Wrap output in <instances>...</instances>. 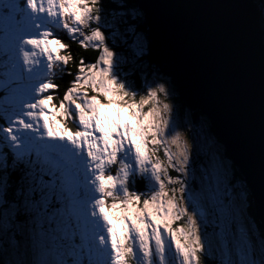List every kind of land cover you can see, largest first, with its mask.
Instances as JSON below:
<instances>
[{"label":"snow or ice","instance_id":"obj_1","mask_svg":"<svg viewBox=\"0 0 264 264\" xmlns=\"http://www.w3.org/2000/svg\"><path fill=\"white\" fill-rule=\"evenodd\" d=\"M167 7L0 0V264H264L251 186L174 74L242 149L253 141L245 6L224 4V19L207 27L157 18ZM258 19L264 213V5ZM61 33L95 60L74 56Z\"/></svg>","mask_w":264,"mask_h":264},{"label":"water","instance_id":"obj_2","mask_svg":"<svg viewBox=\"0 0 264 264\" xmlns=\"http://www.w3.org/2000/svg\"><path fill=\"white\" fill-rule=\"evenodd\" d=\"M153 3L167 5V8H157L156 17L164 15L184 20L190 24H199L205 27L221 22L227 9L223 7L226 3H240L245 6L243 14L252 25V34L245 57L247 71V94L251 110L252 137L245 148H241L238 141L225 129L222 115L214 106L207 103L205 98L194 88L192 82L182 70H178L176 78L181 86L183 99L194 108L203 107L207 109L215 128L227 145V155L236 161V169L239 171L243 181L248 183L251 191L252 210L255 224L260 230H264V213L261 211L260 198V101H261V48L259 43V19L255 0H140L139 3ZM147 33L154 39L158 33L155 20L144 22ZM155 59L158 58L154 57Z\"/></svg>","mask_w":264,"mask_h":264},{"label":"trees","instance_id":"obj_3","mask_svg":"<svg viewBox=\"0 0 264 264\" xmlns=\"http://www.w3.org/2000/svg\"><path fill=\"white\" fill-rule=\"evenodd\" d=\"M140 0H127V2H130V3H139ZM256 3L259 7H261V5H264V0H256ZM142 27L144 28V31L147 32V28L145 26V24L143 23ZM61 35L64 37L65 39V42L69 43L70 44V51L72 52V54L74 56H76L77 58L79 57H83L86 61H94L96 56H97V53L95 51H93L92 49H89L87 51H84L82 49H79L78 46L76 44H72L71 41L68 40L67 38V35L64 34V33H61ZM154 58V57H153ZM155 59V58H154ZM68 70L69 71H72V72H75V63L74 62H70L69 65H68ZM71 77H65V83H62L61 84V87H60V92L59 93H53L54 96H56V100L54 101V103L58 104L59 103V99H60V96H62V93H63V90L64 88L66 87V81L67 80H70ZM57 83H60L59 80H57ZM69 124V127L72 126L71 124V121L68 122ZM236 172H237V176L241 179L242 177L240 176L239 174V171L236 169ZM249 215L250 216H253V210H252V200L250 199V208H249ZM258 226V224H256ZM259 228V227H258ZM1 247H3L4 245L3 244H0Z\"/></svg>","mask_w":264,"mask_h":264},{"label":"rangeland","instance_id":"obj_4","mask_svg":"<svg viewBox=\"0 0 264 264\" xmlns=\"http://www.w3.org/2000/svg\"><path fill=\"white\" fill-rule=\"evenodd\" d=\"M117 51L118 52H122V50L118 47L117 48ZM97 57V56H96ZM118 71H119V69H118ZM121 78H123V72H121ZM158 155H160V157L162 158V151L160 152V153H158ZM110 172H111V174H113V175H115L116 174V168L115 167H113L112 169H110ZM171 174V173H170ZM197 175H199V173H197ZM141 185H142V181H140L139 179L137 180ZM190 183H193L192 181H190ZM197 185V187L199 186V184H198V181L197 182H195ZM140 185V187H142ZM139 187V188H140ZM4 243L5 242H3V241H0V244H3L4 245ZM1 247V246H0Z\"/></svg>","mask_w":264,"mask_h":264}]
</instances>
